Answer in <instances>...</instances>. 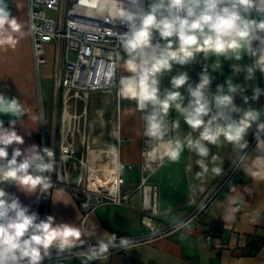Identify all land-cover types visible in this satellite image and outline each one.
<instances>
[{"label":"crops","instance_id":"1","mask_svg":"<svg viewBox=\"0 0 264 264\" xmlns=\"http://www.w3.org/2000/svg\"><path fill=\"white\" fill-rule=\"evenodd\" d=\"M2 2L22 25L21 32L15 34L18 39L15 48L5 46L0 49V94L17 98L26 111L15 124V130L25 141L20 147L23 149L36 144L40 148H51L59 168V143L61 140H71L74 159L77 163L85 164L87 156L90 157V146L105 145L107 139L104 131L110 123V138L116 145V162L120 164L119 171L123 178L122 189L129 193V204L126 206L106 204L84 214L79 200L71 191L73 183L70 186L58 182L52 173L49 175L53 186L39 199L38 194H26L12 184H0L7 192L17 196L30 211L36 206L40 218L51 215L57 222L75 224L83 233L81 241L86 236L96 240L97 236L105 232L115 233L117 237L127 236L134 241V247L129 251L113 252L107 260L90 262L84 258H54L56 252L50 251L43 264H264V145L259 149L257 147L256 124L252 125L245 137L248 148L243 154L241 148L221 138L218 145H209L210 154L206 159L185 148L178 161L172 162L166 157L162 161L157 159L142 172V151L148 140L144 136L145 112L136 107L135 100L122 96L117 98L116 108H113V115H110L112 117L106 119V114L112 111L111 107L102 105L87 108L79 94L70 95L61 90L56 92L54 68L57 43L50 41L44 44L46 64L36 68L27 31L26 0ZM253 18L259 17L253 13ZM199 56L189 65H174L170 72H166L168 77L164 89L170 88L172 76L180 72H187L189 83L195 86L207 67L213 77L210 85L213 93L217 85H225L226 88L225 82L231 77L234 83L245 89L243 95L235 97V104L242 109L251 107L260 111L261 121L264 122V98L260 96L257 100L251 99L252 89L262 88L260 71H255L253 80H246L245 73L234 75L232 69L233 64L249 65L253 58L246 53L240 61L215 56L206 60ZM218 62L220 68L213 70ZM50 77L51 82L48 81ZM49 87L54 89L58 102L56 104L55 100L53 107L43 105L42 101V90L46 92ZM180 91L186 97L187 104L186 86ZM95 93L88 94L91 103L99 97ZM244 96L248 97V103H245ZM87 111L90 114L89 120ZM171 114L175 116L173 119ZM233 117L238 119L239 114L233 113ZM10 119L13 118L0 115L6 128L10 126ZM176 119L181 122L180 128L172 131L171 123ZM168 121L170 131L165 139L178 137L183 140L190 131L183 118L172 109ZM44 123L47 125L43 129ZM96 129L100 133L91 140L97 143L93 144L89 141L90 134ZM44 130L49 132L47 144L42 136ZM55 130L58 131L57 142L54 140ZM261 139H264V134ZM12 147L9 148V156ZM160 152H163V148ZM199 159H204L207 171L197 165ZM233 166L224 184L198 217L187 219L199 201L211 192ZM216 168H219L218 173L214 171ZM143 176H146V183L156 186V214L151 217L153 232L156 233H152L141 221L142 215L147 213L142 210V193L139 188ZM210 223H219L220 227L210 230ZM206 234L211 235L210 241L205 239Z\"/></svg>","mask_w":264,"mask_h":264},{"label":"clouds","instance_id":"2","mask_svg":"<svg viewBox=\"0 0 264 264\" xmlns=\"http://www.w3.org/2000/svg\"><path fill=\"white\" fill-rule=\"evenodd\" d=\"M131 3L139 11L121 6L115 15L128 27L119 39L128 57L126 68L130 75L120 79L119 92L136 100L141 110L151 106L143 116L144 136L149 145L154 143L144 153L146 160L162 161L166 157L176 162L185 148L206 159L209 145H218L221 138L244 149L245 137L254 123L258 149L264 145L262 113L235 104V97L243 95L245 89L231 77L225 82L226 88L217 85L213 93L210 90L213 77L205 67L195 86L189 83L187 72H180L172 76L170 88L160 87L161 77L174 65H189L200 54L206 60L215 56L240 61L246 53L253 58L252 63L233 64V74L243 72L246 80H253L256 70L264 73V0H150L147 9L143 0ZM253 13L259 18H253ZM21 29L22 25L0 0V49L15 48L18 43L15 34ZM149 50L152 55L146 59ZM220 66L218 62L213 70ZM185 86L187 104L180 91ZM252 91V100L264 95L259 87ZM243 98L248 103V97ZM172 109L190 129L183 140L165 139L170 131L168 116ZM233 113H238L239 118H234ZM25 114L20 100L0 94V115L13 118L7 128L0 120V184H12L26 194L44 195L53 186L49 174L54 171L55 154L51 148L36 144L20 147L25 141L15 130V124ZM180 123L179 119L172 121L171 130H178ZM204 159L196 163L207 171ZM214 171L218 173L219 168ZM82 235L73 223L57 222L51 215L40 218L17 196L0 187V264H43L52 249L64 252L76 248ZM132 247L134 241L129 237L105 232L97 236L96 244L83 255L87 261L107 260L110 249L129 251Z\"/></svg>","mask_w":264,"mask_h":264},{"label":"built area","instance_id":"3","mask_svg":"<svg viewBox=\"0 0 264 264\" xmlns=\"http://www.w3.org/2000/svg\"><path fill=\"white\" fill-rule=\"evenodd\" d=\"M131 0H26L28 12V35L31 43L32 57L35 67L46 64L44 44L55 41L56 63L54 68L55 91H74V95L81 93L87 96L92 92H111L117 89V96L122 97L119 92V81L122 77L130 75L126 63L121 66L120 34L128 31L125 23L115 19L113 11L119 10L121 6L127 7ZM144 5V0H143ZM111 13V15L109 14ZM73 53L74 57L69 55ZM262 90H264V73L260 72ZM264 98V95H261ZM136 107L141 110L135 100ZM148 140L142 151V162L140 168L145 172L151 162L146 160L144 153L148 150ZM74 150L71 142L60 141L59 156L61 166L56 171L58 182L69 184L66 163L76 168L80 165L73 180V195L79 200V206L84 214H88L95 208L106 204L126 206L129 204V193L122 189L123 178L119 171L120 164L115 162L113 173L107 177L104 190L97 189L91 184L95 179V171L102 172L107 168L105 165L97 166L96 170L89 161L85 164L77 163L73 157ZM241 155V154H240ZM239 157L236 162H238ZM236 164V163H235ZM234 164V165H235ZM83 165L86 167L83 170ZM132 167V165H129ZM225 177L199 201L198 205L189 218H197L204 206L209 202L224 184ZM102 169V170H101ZM139 188L142 193V210L146 211L141 217L142 224L156 233L152 224V216L156 214V186L146 183V176L141 178ZM40 198V197H39ZM34 212H37L35 206ZM160 234V232H158ZM157 233V234H158ZM205 239L211 240V235L206 234ZM96 244V240L86 236L76 248L64 252H56L54 258L70 257L74 260L84 258V251ZM120 249H110V254ZM92 262V261H90ZM77 264V263H74Z\"/></svg>","mask_w":264,"mask_h":264},{"label":"rangeland","instance_id":"4","mask_svg":"<svg viewBox=\"0 0 264 264\" xmlns=\"http://www.w3.org/2000/svg\"><path fill=\"white\" fill-rule=\"evenodd\" d=\"M149 2H150V0H144L143 7L145 9H147ZM69 57L70 58H73L74 57V54L71 53L69 55ZM199 58L202 59L203 58V54H201L199 56ZM127 59H128L127 55L124 52H122V54H121V66L122 67L125 65ZM167 77H168V75H166V74H164L161 77V81H160L161 90H164V88H165V80L167 79ZM51 80H52L51 77L48 78V81L49 82H51ZM42 91H43V97H42L43 105H45V106L47 105L48 107L55 106L56 93H55L54 89L51 88V87H49V90H47L46 92H44V90H42ZM67 93L71 95V94L74 93V91H68ZM78 94L85 101L87 108H89V107L96 108V107L102 106V105L111 107L112 108V111H110L111 113H109V114L107 113L106 114L107 115L106 116V119H109V118L112 117L110 115H113V113H112L113 110H114L113 108L114 107L116 108V101H117V98H118V96H117V89L116 88L112 89L111 92H96L95 94H97L99 97L94 98L95 100H94L93 103H91L90 98L85 99V96H83L81 93H78ZM56 102H57V100H56ZM56 104H58V102ZM87 113H88L87 114V119L89 120L90 114H89L88 111H87ZM170 117H171V119H173L175 116L173 114H171ZM46 125L47 124L44 123L43 129L46 128ZM110 129L111 128H110V123H109V124H107V126L105 128V131H104V133L106 134V139H107L105 141V145L100 146V147L99 146H93L92 145V146L89 147V149L92 148L93 151L90 150V157L91 158L88 156L89 157L88 159H89V161L90 160L92 161V157L94 156L93 157V163L94 164L96 163L98 166L108 165V160H107L106 155L104 154V150L107 147L106 145H108V143H110L112 141V138H110L111 133H112ZM86 133H87V136H88V132L87 131H86ZM99 133L100 132H99L98 129H96L94 132H91V134H90L91 136H90V140L89 141L92 142L91 140H94L93 137H97L99 135ZM42 136H43L44 142L47 144L48 139H49V132H47L46 130H44L43 133H42ZM57 139H58V131L55 130L54 131V140H55V142H57ZM64 141L71 142V140H64ZM95 142L96 141H93L92 143L93 144H97ZM247 148H248V144H247V147L246 148L241 149V151H240L241 154H243V152ZM91 164H92V162H91ZM57 165H58V161L56 160V163L54 165V171L52 172V175L53 174L56 175V171L58 170ZM59 165H61V161L59 162ZM65 165H66V168H67V175H68V178H69V181H70L69 185L71 183H73V186L72 187H74L73 180H74V178L76 176L77 171L80 169V165H76V168H73L72 165L69 164V163H66ZM83 167H84L83 170H85L86 167L84 165H83ZM113 167L115 168V164H114ZM39 197H40V195L38 194L37 199H39Z\"/></svg>","mask_w":264,"mask_h":264},{"label":"bare ground","instance_id":"5","mask_svg":"<svg viewBox=\"0 0 264 264\" xmlns=\"http://www.w3.org/2000/svg\"><path fill=\"white\" fill-rule=\"evenodd\" d=\"M104 1H106V0H104ZM125 8L130 9L132 11H139V8H137L132 3H130L129 6H127ZM117 11H118V9L115 10V11H113V13L116 15ZM151 55H152V53L149 50L145 58L148 59V58L151 57ZM85 99H88V95L85 96ZM90 150H92V148H90ZM104 154L107 157L108 165L109 166L108 165H105L107 168L103 169L102 172H96L97 171L96 170V167L98 165L96 163L95 164L93 163V157H92V161L90 160V162H92L93 167H95V170H96L95 171V179H96V181H92L91 180V184L94 185V187H96L97 189H101V190L106 189V188H104V186L106 185L107 177L110 176V174L113 173V170H114V167L113 166H114V164L116 162V145L114 144L113 141H111L110 143H108L106 149L104 150Z\"/></svg>","mask_w":264,"mask_h":264},{"label":"trees","instance_id":"6","mask_svg":"<svg viewBox=\"0 0 264 264\" xmlns=\"http://www.w3.org/2000/svg\"><path fill=\"white\" fill-rule=\"evenodd\" d=\"M208 226H209L210 230H212L213 227H215V228L220 227V224L219 223H210V224H208Z\"/></svg>","mask_w":264,"mask_h":264}]
</instances>
